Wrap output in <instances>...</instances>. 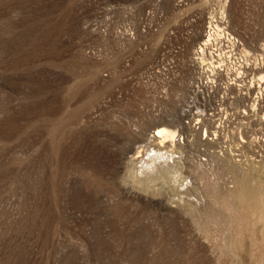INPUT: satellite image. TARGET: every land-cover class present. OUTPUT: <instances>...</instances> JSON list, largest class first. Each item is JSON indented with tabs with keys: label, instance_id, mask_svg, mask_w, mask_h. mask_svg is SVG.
I'll list each match as a JSON object with an SVG mask.
<instances>
[{
	"label": "rangeland",
	"instance_id": "374dc122",
	"mask_svg": "<svg viewBox=\"0 0 264 264\" xmlns=\"http://www.w3.org/2000/svg\"><path fill=\"white\" fill-rule=\"evenodd\" d=\"M237 79L264 98V0H0V264H264L263 104Z\"/></svg>",
	"mask_w": 264,
	"mask_h": 264
},
{
	"label": "bare ground",
	"instance_id": "6f19581e",
	"mask_svg": "<svg viewBox=\"0 0 264 264\" xmlns=\"http://www.w3.org/2000/svg\"><path fill=\"white\" fill-rule=\"evenodd\" d=\"M206 34V33H205ZM202 35L201 37L202 38H204L203 39V42L204 43H208V42H210L211 41V32H209V33H207L206 35ZM223 35V33H221L220 34V36H222ZM237 37V36H236ZM234 38V40H233V42H236L238 45H242V42L239 40V39H237V38ZM244 51H246L245 50V48L243 49ZM242 50V54H244L245 52ZM202 61V60H201ZM195 73H197V71L195 72ZM200 73V72H199ZM239 81L240 80H235V81H233V83L231 84V85H229V84H227V83H223L222 85H224L225 84V86L223 87V91L225 92L226 90H227V92H229V96L231 97V98H233L234 100H236V103L238 104V105H240V106H242L243 107V104L242 103H247V106H248V108H249V110H251V111H254V109H255V106H256V104L259 102V103H262L263 104V108H262V112L264 111V98H260V96L262 95V93L261 92H259V96H257L256 98H252L251 96H250V93L253 91V88L251 87V85H250V87H245L242 83H239ZM188 85H189V93L187 94V99H190V100H192V101H195L196 99H198V100H200L201 101V103H199V104H197V106L198 107H203V110L205 109L204 108V106H205V104L206 103H209L210 104V106H212V105H214V104H216V103H218L219 101H222V99L221 98H217V97H214V96H212V92H210V89L209 88H211V87H213V86H215L214 85V83L212 82V81H208V82H205V81H203L202 82V79H199V78H191V80H189V82H188ZM203 91L206 93V94H204L203 93ZM190 93H191V95H190ZM206 98H205V97ZM186 112L187 111H183V114H186ZM187 115V114H186ZM240 116V115H239ZM262 116H263V120H264V113L262 114ZM240 119H243V118H240V117H237L236 118V121H240ZM175 127H172V126H167V125H162V124H157L155 127H154V129H153V131H152V136H150V138H151V140L152 141H155V140H158L159 141V144L161 145V147H163V145H168V146H170L174 151H177V148H178V145H175L174 143H176V141H177V136H178V133H177V127H176V129H174ZM203 130H204V128H203ZM205 134L203 133V136H204ZM207 139H208V137H206ZM181 139V138H180ZM179 142V141H178ZM155 144V143H154ZM156 144L158 145V143L156 142ZM180 144V143H179ZM159 147V146H158ZM166 147V146H165ZM142 148V147H141ZM140 148V149H141ZM169 148V147H168ZM140 149H138L137 151H136V154H135V156L132 158V159H134V160H136L137 161V159L139 158V160H140V158L142 157V155H144L143 153H141L142 155H140L139 153H140ZM154 149V148H153ZM166 149V148H165ZM170 149V148H169ZM158 150H159V148H158ZM163 150V149H162ZM167 150V149H166ZM153 151V150H152ZM157 151V150H156ZM155 150H154V152H156ZM158 152V151H157ZM173 154H174V152H172ZM176 153H178V151L176 152ZM152 154V153H151ZM166 154H168V153H166ZM170 155H171V157H172V155L173 154H171V153H169ZM168 154V155H169ZM148 155V154H147ZM157 154H155V156H156ZM160 155V154H159ZM163 155V154H162ZM161 155V156H162ZM170 155H169V157H170ZM176 155V154H175ZM146 156V155H145ZM154 156V155H153ZM160 156V157H161ZM165 156V155H164ZM178 156V155H177ZM177 156H176V158H177ZM180 156V155H179ZM163 157V156H162ZM166 157V156H165ZM164 157V158H165ZM168 157V158H169ZM175 157V156H174ZM145 158V157H144ZM152 158V157H151ZM151 158H149V159H151ZM167 158V157H166ZM143 159V158H142ZM156 159H158V158H154V160H156ZM161 159V158H160ZM143 160H146V159H143ZM168 160V159H167ZM133 161V160H132ZM136 161H134L135 163H137ZM149 161V160H148ZM147 161V162H148ZM156 161H158V160H156ZM161 161V160H160ZM160 161H158V162H160ZM146 162V164H148ZM162 162H164V161H162ZM176 162H178L177 161V159H175V158H170V160H168V161H166V163H165V165H163V166H165V167H163L162 165H161V163H157V164H159V165H161L160 167H157V165H156V163L153 165V167H152V169H153V173H157L158 172V174H160L159 172H162V171H164V172H166V171H168L169 169H170V171L172 170V171H175L174 169H172V166H174L175 165V163ZM180 162V161H179ZM135 163H131V164H135ZM142 163V162H141ZM150 163H151V160H150ZM137 165H139V164H137ZM141 165V164H140ZM166 165H167V167H166ZM178 165V164H177ZM176 166V165H175ZM180 166V165H179ZM146 167V166H145ZM148 167V166H147ZM149 167H151L150 165H149ZM148 167V169H150ZM176 168V167H175ZM135 169V168H134ZM142 169V168H141ZM144 169H146V168H144ZM148 169H146L147 171H148ZM160 169V170H159ZM167 169V170H166ZM146 170H145V172H146ZM166 170V171H165ZM178 170V169H177ZM142 171H144L143 169H142ZM142 171H141V173H142ZM180 171V170H179ZM164 172H162V173H164ZM169 172V171H168ZM146 173H148L149 174V172H146ZM179 173V172H178ZM177 172H176V174H178ZM144 174V173H143ZM180 174V173H179ZM144 175H146L147 176V174H144ZM154 175V174H153ZM175 175V174H174ZM151 176V172H150V174H149V177L148 178H151L150 177ZM178 176V175H177ZM142 177H143V175H142ZM162 177V176H161ZM163 177H164V175H163ZM176 176H174V178H175ZM145 178H147V177H145ZM159 178V177H158ZM144 179V178H143ZM152 180L151 181H153V178H151ZM173 179V178H172ZM149 181V180H148ZM150 182V181H149Z\"/></svg>",
	"mask_w": 264,
	"mask_h": 264
},
{
	"label": "built area",
	"instance_id": "2783aa9c",
	"mask_svg": "<svg viewBox=\"0 0 264 264\" xmlns=\"http://www.w3.org/2000/svg\"><path fill=\"white\" fill-rule=\"evenodd\" d=\"M225 36H226V40H227V43L229 44V45H231V46H237L238 44L236 43V42H233V40H234V38L230 35V34H228V33H225ZM209 43V42H208ZM206 43H204L203 42V46L205 45ZM242 56L244 57V55L242 54ZM218 57V56H217ZM245 58V57H244ZM201 57L199 58V63L201 64L202 62H201ZM215 69V68H214ZM216 72H221V68L220 67H216V70H215ZM238 75H241V74H238ZM239 79V78H238ZM237 79V80H238ZM209 80H207V81H205V82H208ZM212 88V87H211ZM211 88H209L210 89V92H212V89Z\"/></svg>",
	"mask_w": 264,
	"mask_h": 264
}]
</instances>
